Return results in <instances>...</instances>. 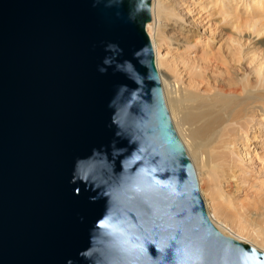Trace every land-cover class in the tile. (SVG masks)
<instances>
[{"label": "water", "instance_id": "95a60500", "mask_svg": "<svg viewBox=\"0 0 264 264\" xmlns=\"http://www.w3.org/2000/svg\"><path fill=\"white\" fill-rule=\"evenodd\" d=\"M151 2L0 0V264H264L208 216Z\"/></svg>", "mask_w": 264, "mask_h": 264}, {"label": "bare ground", "instance_id": "6f19581e", "mask_svg": "<svg viewBox=\"0 0 264 264\" xmlns=\"http://www.w3.org/2000/svg\"><path fill=\"white\" fill-rule=\"evenodd\" d=\"M164 1L152 0L146 31L208 216L224 235L264 252V0H190L186 20ZM200 5L212 12L191 16ZM215 15L232 34L217 53L210 49L222 31ZM168 21L178 23L173 33ZM238 198L259 229L229 219Z\"/></svg>", "mask_w": 264, "mask_h": 264}, {"label": "rangeland", "instance_id": "374dc122", "mask_svg": "<svg viewBox=\"0 0 264 264\" xmlns=\"http://www.w3.org/2000/svg\"><path fill=\"white\" fill-rule=\"evenodd\" d=\"M171 1V2H170ZM234 1V0H233ZM166 4L167 3H175V9L177 10V11H179L181 14H182V16L184 17V19L186 20V18H188L187 17V14H186V12H185V6L186 5H188V3L187 2H190V0H175V2H173V0H165L164 1ZM235 2V1H234ZM237 4V3H236ZM235 4V5H236ZM239 4V3H238ZM237 4V5H238ZM212 5V4H211ZM210 5V6H211ZM240 5H241V3H240ZM210 9V10H209ZM191 11H194V9L192 8L191 9ZM209 11H211L212 12V10H211V8L210 7H204L203 8V5H200V6H198V8L196 9L195 8V11L193 12V13H191V16H195V14H208L209 13ZM239 13V16H241V6H238V10H237ZM214 12V11H213ZM213 16H214V13H213ZM215 19H213L214 20V22L217 24V25H219V30H221L222 29V31H221V33H219L218 35H217V38L214 40V42H213V44H212V47L210 48L211 49V51L214 53H217V52H219L220 51V49H219V47H221L220 45H222L223 43H224V40L228 37V36H230V35H232V34H230V33H228L226 30H225V26L223 25V24H218V23H220V16L219 15H215ZM152 18V17H151ZM167 25H168V28H165V31H167V32H169V33H173L174 31L173 30H171L172 28L171 27H174V25L176 26V27H178V23H176L175 21H172V22H170V21H168L167 23H166ZM147 32V31H146ZM148 34V33H147ZM226 34V35H225ZM197 54L199 55V52L197 51ZM170 70H172V69H170ZM160 81H161V79H160ZM162 85V84H161ZM162 90H163V88H162ZM168 109V108H167ZM168 112H169V110H168ZM169 115H170V113H169ZM170 118H171V116H170ZM171 121H172V119H171ZM173 123V122H172ZM173 126H174V124H173ZM174 128H175V126H174ZM175 131H176V129H175ZM176 133H177V131H176ZM177 135H178V133H177ZM178 137H179V135H178ZM179 139H180V137H179ZM181 140V139H180ZM181 142L183 143V141L181 140ZM183 145H184V143H183ZM185 147V146H184ZM186 149V148H185ZM190 158V157H189ZM192 162V161H191ZM193 164V163H192ZM193 167H194V165H193ZM194 170H195V168H194ZM195 173H196V171H195ZM197 177V176H196ZM198 181V180H197ZM198 186H199V183H198ZM200 188V187H199ZM199 191H200V189H199ZM201 196H202V194H201ZM203 198V197H202ZM203 201H204V199H203ZM237 202H236V208L234 209V208H232V209H230L229 210V219L231 220V221H234V222H236L237 224H240V225H243V226H245V227H247V228H249V229H254V230H257V228L259 229L261 226H259V224H258V222L252 217V216H250L248 213L246 214L245 213V209H250V208H241V203H243V204H247L242 198H238L237 200H236Z\"/></svg>", "mask_w": 264, "mask_h": 264}]
</instances>
